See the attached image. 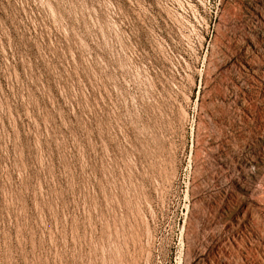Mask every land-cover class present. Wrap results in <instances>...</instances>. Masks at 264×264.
Masks as SVG:
<instances>
[{"label":"rangeland","instance_id":"374dc122","mask_svg":"<svg viewBox=\"0 0 264 264\" xmlns=\"http://www.w3.org/2000/svg\"><path fill=\"white\" fill-rule=\"evenodd\" d=\"M0 264H264V0H0Z\"/></svg>","mask_w":264,"mask_h":264}]
</instances>
